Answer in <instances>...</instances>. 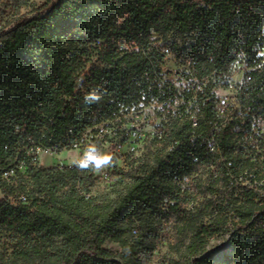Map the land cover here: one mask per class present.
Here are the masks:
<instances>
[{
  "label": "trees",
  "instance_id": "trees-1",
  "mask_svg": "<svg viewBox=\"0 0 264 264\" xmlns=\"http://www.w3.org/2000/svg\"><path fill=\"white\" fill-rule=\"evenodd\" d=\"M176 31L195 34L173 50L200 84L186 96L157 77V44ZM263 44L264 0H50L2 29L0 166L26 168L11 184L0 181V264H154L167 229L172 256L163 264H215L209 239L228 227L232 256L224 264H264V220H253L264 219V141L251 130L264 115ZM237 64L248 69L241 109L221 106L211 83ZM93 94L99 99L86 101ZM178 98L160 113L156 150L131 166L114 197L93 194L90 168H40L27 155L33 142L80 143L89 129L98 134ZM193 173L194 186H185ZM246 181L256 190L241 186ZM107 241L122 252L105 249Z\"/></svg>",
  "mask_w": 264,
  "mask_h": 264
},
{
  "label": "rangeland",
  "instance_id": "rangeland-1",
  "mask_svg": "<svg viewBox=\"0 0 264 264\" xmlns=\"http://www.w3.org/2000/svg\"><path fill=\"white\" fill-rule=\"evenodd\" d=\"M50 0H0V31L2 29H9L10 26L16 25L19 21L31 18L40 12L44 11ZM154 38H158L154 35ZM195 38L194 33H181L173 32L167 36L165 40L161 39L158 46L169 49L171 54L164 56L159 64L158 79L160 83L165 86L170 84L175 87L179 96L188 95L191 90L196 88L200 89V84L190 79V69L188 65H182L173 54L174 45L186 46L193 42ZM259 57L262 58L264 64V44L260 48ZM98 63L96 53L92 55L91 64ZM248 71L246 64H237L230 75L217 79L213 77L211 80L213 93L215 94L219 104L224 107L240 108L237 102L238 94L244 82L245 73ZM85 82L82 77L78 86L81 87ZM205 81L204 84H208ZM179 98L176 99L175 105L172 107L170 104L153 102L148 106L130 112L124 117L123 122L117 120L115 126L109 129H101L98 134L93 132L94 129H89L86 133L85 142L75 145L67 146L62 149L56 147L49 151L26 149L27 155L32 156V165L40 168H62V167H75L76 161L81 159L89 146L97 147L102 154L112 156V163L110 166L102 168L100 171H93L95 184L92 192L95 196H100L105 193H110L111 197L115 196L114 186L124 180L129 182L128 179L123 177L128 173L131 166L141 159L147 160L150 154L156 150L153 145V140L160 132V125L162 113L167 108L175 109L178 106ZM98 127H95L97 129ZM252 132L254 134L255 142L259 140L264 141V115L254 116L252 119ZM152 158V157H151ZM115 161L117 167H115ZM199 174L185 178L183 184L185 186H194L196 178ZM244 188H251V184L247 185L246 182L241 183ZM248 186V187H247ZM6 198L0 188V200ZM13 203L18 201L15 194L9 197ZM191 204L189 207H193ZM169 230L165 231V235ZM233 233V228L228 227L221 233L214 235L209 239L208 253L213 257L215 264H224L226 258L232 256V249L229 244V239ZM157 243V248L154 253V264H163V262L172 256L167 248L166 236ZM104 248L115 254H120L122 249L117 243L107 241Z\"/></svg>",
  "mask_w": 264,
  "mask_h": 264
},
{
  "label": "built area",
  "instance_id": "built-area-1",
  "mask_svg": "<svg viewBox=\"0 0 264 264\" xmlns=\"http://www.w3.org/2000/svg\"><path fill=\"white\" fill-rule=\"evenodd\" d=\"M153 39H156V38H153ZM121 50H125V51H128L129 53H131L132 49L130 48L129 45L125 44L124 46L121 47ZM162 52H163L164 56H167V55L171 54L170 50L169 49H165V48H163ZM86 136L87 135L85 134L84 138L81 140L80 143H74L72 145H70L69 142L66 141V140H63L58 145H55V146H52V147H44L41 144H37V143L33 142L32 146L29 147V148H31L32 150H38V151H49L51 149H55L56 147L62 149L63 147L75 146V145H78V144H81V143L85 142ZM29 148H27V149H29ZM28 156H30V154H28ZM7 162H8V164L6 166H0V181L8 183V184H11L13 182V178L16 176L17 169H19L21 171L25 170L26 164H25V162L17 163V161H15L13 163H9L10 160H8ZM246 184L250 185V182L246 181ZM262 184H263V182L260 185H262ZM251 189H255L256 190V186L255 185L251 186ZM258 191L261 194V198L264 199V191H262V190H258ZM20 201L26 202L27 201L26 197H21ZM253 220H255V221H257V222H259L261 224V223H263L264 219H263V217H260L259 214H256L254 216ZM260 220H262V222H260ZM262 225L264 227V224H262ZM259 226H261V225H259Z\"/></svg>",
  "mask_w": 264,
  "mask_h": 264
},
{
  "label": "clouds",
  "instance_id": "clouds-1",
  "mask_svg": "<svg viewBox=\"0 0 264 264\" xmlns=\"http://www.w3.org/2000/svg\"><path fill=\"white\" fill-rule=\"evenodd\" d=\"M99 99L98 95L93 94L92 97H86V101L90 99ZM76 166L81 170H87L93 168L96 171H100L102 168L110 166L112 163V156L108 154H102L100 150L95 146H89L83 157L75 162Z\"/></svg>",
  "mask_w": 264,
  "mask_h": 264
}]
</instances>
